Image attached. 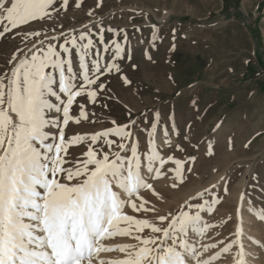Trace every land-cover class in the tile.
<instances>
[{"label":"rangeland","instance_id":"1","mask_svg":"<svg viewBox=\"0 0 264 264\" xmlns=\"http://www.w3.org/2000/svg\"><path fill=\"white\" fill-rule=\"evenodd\" d=\"M76 2L79 7L73 0L61 7V0H56L49 17L20 25L0 37V72L13 67L8 61L17 49L21 50L19 60L34 45L41 47L38 41L43 46L52 43L58 48L73 34L78 37L87 32L94 41V51L103 56L102 66L113 61L116 49L111 42H118L122 49L115 59L119 71L113 69L100 76L98 83H103L105 89H97L95 103H89L86 95L77 98L70 114L79 118L83 104L88 118H80L79 123L70 121L65 127L66 138L113 128V121L128 125L133 135L124 142L136 143L142 157L141 175L155 190L154 194L142 188L139 195L155 211L135 212L125 203L122 212L167 227L168 222H160L158 216L171 219L180 211L197 212L198 209H189L187 205L216 197L219 202L212 212L200 213L202 223L214 227L200 237L189 232L190 242L217 244L203 254L206 259L239 239L240 245L233 244L229 252L221 253L212 264H236L241 246L243 252L248 251L250 262L264 264V219L258 218L264 214V0H227V9L223 0ZM101 29L103 44L96 35ZM31 32L40 35L26 38ZM70 59L78 73L75 49L70 52ZM122 76L131 83H125ZM49 99L59 103L54 97ZM46 114L62 119L54 110H46ZM149 132H153L161 157L172 155L185 162L182 182L169 171L175 167L171 162L164 165L159 178L153 179L155 173L147 171L143 157L148 151ZM109 139L116 141L111 152L122 156L128 153L129 149L118 148L120 138ZM90 143L86 139L69 145L70 156L66 157L68 163L64 167L85 159L82 154ZM99 144L105 152L109 151L103 139ZM173 184L176 186L172 187ZM114 190L123 201L128 200L121 189L114 186ZM237 226L241 228L239 237ZM134 235L162 233L153 234L145 229ZM104 243L139 246L138 241L126 236H116ZM101 255L111 259L124 254L113 251Z\"/></svg>","mask_w":264,"mask_h":264},{"label":"snow or ice","instance_id":"2","mask_svg":"<svg viewBox=\"0 0 264 264\" xmlns=\"http://www.w3.org/2000/svg\"><path fill=\"white\" fill-rule=\"evenodd\" d=\"M55 2L0 0V37L20 25L49 17L50 8L55 10L52 7ZM73 2L80 6L76 0ZM68 5L69 0H61V7ZM103 31L96 34L101 44ZM39 35V32H31L26 38ZM38 43L41 47L34 45L19 60L17 55L21 50L17 49L8 61L13 67L10 71L0 72V264H192L193 261L195 264H212L221 253L229 252L233 244L240 245L239 239L229 242L220 252L204 259L203 254L215 249L217 244L190 242L189 232L200 237L214 227L202 223L200 213L205 210L211 213L219 202L216 197L187 205L189 209H198L197 212L180 211L171 219L158 216L160 222H168L167 227L123 213L125 203L135 212L155 211L147 207L150 202L139 195L142 188L154 194L155 190L141 175L142 157L136 143L124 142L133 135L128 125L113 121V128L68 138L65 132L70 121L79 123L80 118H88L83 104L79 118L70 114L77 98L86 95L89 103H95L97 89H105L103 83H98L100 76L113 69L119 71L115 59L120 57L121 45L111 42L116 49L114 59L102 66L103 56L94 51V41L87 32L79 33L78 37L73 34L58 48L52 43L47 46H43L42 41ZM72 49L79 58L78 73L74 72L70 59ZM122 79L131 83L127 77L122 76ZM46 110L60 113L62 119L48 116ZM49 128L58 131L51 133L46 130ZM152 128L154 131V124ZM148 135V151L143 157L147 171L155 173L153 179L159 178L163 175L161 169L171 162L175 167L169 171L182 182L185 162L172 155L166 159L161 157L153 132ZM110 136L120 138L118 148L120 151L129 149L126 155L111 152L116 141L109 139ZM86 139L91 143L82 154L85 159L74 161L75 166L64 167L68 163L66 157L70 156L69 145L80 144ZM101 139L108 145V152L99 144ZM208 154L211 155V146ZM155 164L159 166L154 167ZM114 186L127 194L126 202ZM258 218L264 219V214ZM145 229L162 235H134ZM240 234L241 228L237 226L236 236ZM116 236L131 237L139 242V246L104 243ZM113 251L124 255L111 259L100 257V253ZM237 255L236 264H243L242 246Z\"/></svg>","mask_w":264,"mask_h":264},{"label":"bare ground","instance_id":"3","mask_svg":"<svg viewBox=\"0 0 264 264\" xmlns=\"http://www.w3.org/2000/svg\"><path fill=\"white\" fill-rule=\"evenodd\" d=\"M111 242H112V241H111ZM111 242H110V243H111ZM108 243H109V242H108ZM110 243H109V244H110ZM116 243H117V242H116ZM118 243H119V242H118ZM106 244H107V243H106ZM111 244H113V243H111ZM109 253H110V252H109ZM109 253H108V254H109ZM103 254H104V253H103ZM103 256H104V255H103ZM100 257H102V255H101ZM104 257H105V256H104ZM237 257H238V256H237ZM107 258H108V257H107ZM113 258H114V257H113ZM207 258H208V257H207ZM244 259H245V263H246V264H253L252 262H250V260H249V258H248V251H247V250L244 251ZM235 261H236V260H235Z\"/></svg>","mask_w":264,"mask_h":264},{"label":"trees","instance_id":"4","mask_svg":"<svg viewBox=\"0 0 264 264\" xmlns=\"http://www.w3.org/2000/svg\"><path fill=\"white\" fill-rule=\"evenodd\" d=\"M224 2V8L227 9V0H223Z\"/></svg>","mask_w":264,"mask_h":264}]
</instances>
